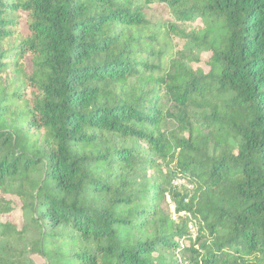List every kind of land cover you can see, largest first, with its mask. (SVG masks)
<instances>
[{
    "label": "trees",
    "instance_id": "obj_1",
    "mask_svg": "<svg viewBox=\"0 0 264 264\" xmlns=\"http://www.w3.org/2000/svg\"><path fill=\"white\" fill-rule=\"evenodd\" d=\"M0 264H264V0H0Z\"/></svg>",
    "mask_w": 264,
    "mask_h": 264
},
{
    "label": "rangeland",
    "instance_id": "obj_2",
    "mask_svg": "<svg viewBox=\"0 0 264 264\" xmlns=\"http://www.w3.org/2000/svg\"><path fill=\"white\" fill-rule=\"evenodd\" d=\"M208 59V57H207V55L205 54L204 56H203V60H207ZM202 66L207 70V68H206V66H205V63H203L202 64ZM12 221V222H14V223H16V224H18V225H21L22 224V215H21V212L20 211H17V212H15L14 214H13V216L12 217H5V218H2V221L3 222H6V221Z\"/></svg>",
    "mask_w": 264,
    "mask_h": 264
},
{
    "label": "built area",
    "instance_id": "obj_3",
    "mask_svg": "<svg viewBox=\"0 0 264 264\" xmlns=\"http://www.w3.org/2000/svg\"><path fill=\"white\" fill-rule=\"evenodd\" d=\"M191 228H193L192 231H193L194 236H195L196 235V231H195V229H194V227L192 225H191Z\"/></svg>",
    "mask_w": 264,
    "mask_h": 264
}]
</instances>
